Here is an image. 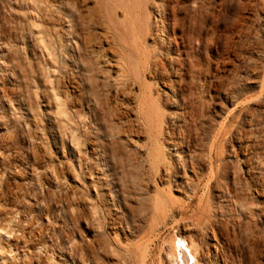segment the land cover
I'll use <instances>...</instances> for the list:
<instances>
[{
  "label": "rangeland",
  "instance_id": "rangeland-1",
  "mask_svg": "<svg viewBox=\"0 0 264 264\" xmlns=\"http://www.w3.org/2000/svg\"><path fill=\"white\" fill-rule=\"evenodd\" d=\"M179 235L264 264V0H0V264H177Z\"/></svg>",
  "mask_w": 264,
  "mask_h": 264
},
{
  "label": "bare ground",
  "instance_id": "bare-ground-1",
  "mask_svg": "<svg viewBox=\"0 0 264 264\" xmlns=\"http://www.w3.org/2000/svg\"><path fill=\"white\" fill-rule=\"evenodd\" d=\"M147 23L149 20H146ZM111 25V24H110ZM146 29V28H145ZM129 63V62H127ZM134 63V62H133ZM138 65V64H137ZM133 77V76H132ZM148 96V95H147ZM151 96V95H150ZM261 96V95H260ZM149 99V98H148ZM148 102V101H147ZM149 103V102H148ZM152 105V104H151ZM150 106V105H149ZM144 107V106H143ZM151 107V106H150ZM156 108V107H155ZM152 109V108H151ZM157 110V109H156ZM144 111V110H143ZM144 113V112H143ZM157 114V113H156ZM144 116V114H143ZM146 118V117H145ZM159 118V117H157ZM146 120V119H145ZM147 123V122H146ZM156 124V120L154 122ZM223 124V129L226 127V124H227V121H225ZM158 126V125H157ZM167 129V128H166ZM174 131V129H173ZM166 133V132H165ZM171 133V132H170ZM222 136L219 135V132H218V135L215 137V139H213V142L210 146V153H211V156H212V159H215L217 157V154L220 153V151L218 150L219 148H217V146L219 145L220 141L222 140ZM227 141V140H226ZM226 143V142H225ZM177 144V143H176ZM171 145V144H170ZM178 145V144H177ZM181 147V146H180ZM174 149V148H173ZM224 150V149H223ZM223 153V152H222ZM224 154V153H223ZM210 156V158H211ZM224 156V155H223ZM171 157V156H170ZM202 157V156H201ZM176 158V157H175ZM174 158V159H175ZM192 158V156H191ZM223 158V157H222ZM172 159V158H171ZM172 162V161H171ZM212 162V161H211ZM158 164V163H157ZM171 164V163H170ZM208 164V163H207ZM177 164H175L176 166ZM186 166V165H185ZM178 167V166H177ZM176 167V168H177ZM183 169V168H182ZM220 169V168H219ZM163 171V170H162ZM161 171V172H162ZM187 173V172H186ZM163 176V175H162ZM174 176V175H173ZM173 186V185H172ZM186 247H188L189 249V252L186 251ZM196 251V250H195ZM193 250V247H192V243L190 241H188V239H186V237L184 236H177V238L174 240V243H173V246L172 248L169 249L168 251V256L169 258L171 259V261H175L177 264H179V257L184 261V256H186V258L188 260H190V258L192 257L195 261V264H197V261H198V256ZM191 258V259H192ZM193 264V263H192Z\"/></svg>",
  "mask_w": 264,
  "mask_h": 264
}]
</instances>
